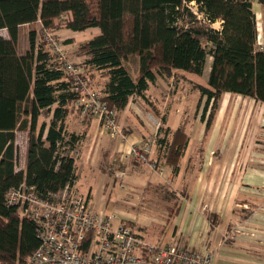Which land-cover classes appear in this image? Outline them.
<instances>
[{
    "label": "trees",
    "instance_id": "16d2710c",
    "mask_svg": "<svg viewBox=\"0 0 264 264\" xmlns=\"http://www.w3.org/2000/svg\"><path fill=\"white\" fill-rule=\"evenodd\" d=\"M218 21L222 27H213ZM37 23L28 49L19 53L21 27ZM90 28L99 34L78 42L75 63L89 88L96 89L91 80L99 75L96 90L117 117L133 96L153 105L148 90L158 76L169 78L175 70L202 75L210 58L208 85L194 83L207 96L206 107L213 100L209 124L224 92L264 102V51L252 0H0V30L9 34H0V264H22L40 244L37 224L7 204L9 190L25 182L50 198L78 180L72 151L84 135L68 129V118L83 93L39 33L46 29L59 39L60 30ZM133 55L139 57L135 75L125 62ZM166 123L164 115L158 141L163 145L172 134L162 156L173 164L189 140ZM17 132L28 133L24 169L17 168Z\"/></svg>",
    "mask_w": 264,
    "mask_h": 264
},
{
    "label": "crops",
    "instance_id": "0c3cea01",
    "mask_svg": "<svg viewBox=\"0 0 264 264\" xmlns=\"http://www.w3.org/2000/svg\"><path fill=\"white\" fill-rule=\"evenodd\" d=\"M252 2L264 44V3ZM213 27H222L221 22ZM58 32L67 38L75 33ZM211 61L202 75L175 70L169 78L158 76L148 90L153 105L133 96L118 112L119 136H111L98 117L81 113L73 103L68 129L84 135L76 165L79 160L83 169L105 168L102 182L116 199L109 194L101 202L91 192L83 196L95 210L114 215V226L127 222L135 229L144 242L140 255L150 246L173 244L210 252L213 264H264V102L224 92L209 124L213 100L206 107L207 96L194 83L208 85ZM95 75L91 82L97 89L102 80ZM164 115L165 126L184 130L189 140L173 164L162 156L172 134L163 145L158 141ZM147 140L153 143L149 162L128 156L133 145ZM24 158L17 168H25L27 152ZM77 185L72 190L82 195Z\"/></svg>",
    "mask_w": 264,
    "mask_h": 264
},
{
    "label": "built area",
    "instance_id": "2783aa9c",
    "mask_svg": "<svg viewBox=\"0 0 264 264\" xmlns=\"http://www.w3.org/2000/svg\"><path fill=\"white\" fill-rule=\"evenodd\" d=\"M189 6L202 17L196 2H190ZM257 28V42L264 51L260 22ZM42 38L45 46L57 55L76 89L83 93L75 104L84 113L98 117L111 136L122 135L116 110L104 100L102 93L88 87L81 66L69 58L63 40L46 29ZM152 145L151 140L135 144L128 156L149 162ZM72 154L77 157L78 148ZM6 198L9 206L18 207L19 212L37 224L40 244L22 264H213L212 253L173 244L150 246L146 255H140L138 250L144 242L135 229L127 222L114 226V215L95 210L86 197L72 193L70 185L50 198H42L34 186L24 182L11 188Z\"/></svg>",
    "mask_w": 264,
    "mask_h": 264
},
{
    "label": "rangeland",
    "instance_id": "374dc122",
    "mask_svg": "<svg viewBox=\"0 0 264 264\" xmlns=\"http://www.w3.org/2000/svg\"><path fill=\"white\" fill-rule=\"evenodd\" d=\"M37 27L35 25H29V26H22L21 27V33H20V40L18 43V51L19 53H24L28 47H29V31L30 29ZM95 28H90L87 29V31H83V32H75L72 33L73 38H67L64 37L63 34H59L60 38L62 40H72L73 39L76 40L75 45L73 46H65V48L68 51L69 54V58L74 61L79 63L80 62V54L81 52L78 51L77 49V40L78 41H83V40H87L88 38H91L92 36H94L95 34ZM0 34L8 37V31L6 29H2L0 30ZM41 31L39 33V37H40ZM71 42V43H72ZM69 48V49H68ZM79 60V61H78ZM127 66L129 67L130 71L132 74H137L138 69H139V57L138 56H130L126 61ZM208 66L209 64H207V69L208 70ZM210 72V71H208ZM202 79L205 81L206 80V75L202 76ZM98 90V89H97ZM108 132V131H107ZM109 133V132H108ZM110 134V133H109ZM111 135V134H110ZM28 143V133L27 132H17V145H18V167H20L22 165V163L25 160V153L26 151V146ZM77 158V157H76ZM79 158V157H78ZM80 161L77 160V168H78V174H79V178L77 180L78 185H77V189L76 190L78 193L82 194V195H88L89 192H91L92 196L98 201H103V199L107 198L109 194L112 195V200H115L116 197L114 196L113 193V189L111 186H105L104 182H102V178H104V173L106 172L105 168L99 166H95V167H88V168H82L80 167L79 164ZM76 182V184H77ZM73 193V190H72ZM100 211H106V210H102L100 209Z\"/></svg>",
    "mask_w": 264,
    "mask_h": 264
}]
</instances>
